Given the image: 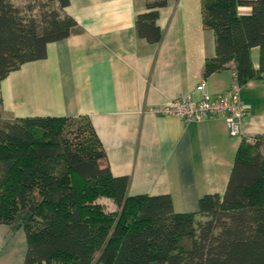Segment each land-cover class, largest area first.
I'll list each match as a JSON object with an SVG mask.
<instances>
[{
	"label": "trees",
	"instance_id": "obj_1",
	"mask_svg": "<svg viewBox=\"0 0 264 264\" xmlns=\"http://www.w3.org/2000/svg\"><path fill=\"white\" fill-rule=\"evenodd\" d=\"M69 4L0 0V84L72 34ZM167 4L146 0L136 18L140 38L160 42L157 20ZM241 6L251 13L239 14ZM201 14L215 34L204 77L228 68L241 86L262 77L264 0H201ZM256 47L259 70L251 62ZM3 115L0 97V224L24 227V264H264V134L242 139L222 195L176 212L170 195H129V178L111 173L89 119Z\"/></svg>",
	"mask_w": 264,
	"mask_h": 264
},
{
	"label": "crops",
	"instance_id": "obj_2",
	"mask_svg": "<svg viewBox=\"0 0 264 264\" xmlns=\"http://www.w3.org/2000/svg\"><path fill=\"white\" fill-rule=\"evenodd\" d=\"M146 0H70L72 34L47 45L44 59L24 64L0 84L3 113L85 117L106 152L114 176H127L129 195H170L176 212L198 210L206 194L222 195L242 137L231 135L225 117L186 123L156 114L175 98L213 96L234 81L231 68L203 75L215 56V34L202 24L201 0H168L159 10V43L140 38L136 18ZM251 13L250 6L238 8ZM251 62L261 69L259 47ZM247 114L244 136L264 134V75L241 88ZM108 210L116 206L101 199ZM28 245L19 222L0 224V264H24ZM156 264V263H151Z\"/></svg>",
	"mask_w": 264,
	"mask_h": 264
},
{
	"label": "built area",
	"instance_id": "obj_3",
	"mask_svg": "<svg viewBox=\"0 0 264 264\" xmlns=\"http://www.w3.org/2000/svg\"><path fill=\"white\" fill-rule=\"evenodd\" d=\"M242 86L238 82L237 74L234 73V81L230 88L217 96L207 92L205 83L198 85L197 90L200 98L194 100L191 96L175 98L168 105L154 108L156 114L164 116H177L186 123L201 121L211 117H225L228 129L233 136L246 138L253 142V136H244L241 128L242 119L247 114V109L241 100Z\"/></svg>",
	"mask_w": 264,
	"mask_h": 264
},
{
	"label": "rangeland",
	"instance_id": "obj_4",
	"mask_svg": "<svg viewBox=\"0 0 264 264\" xmlns=\"http://www.w3.org/2000/svg\"><path fill=\"white\" fill-rule=\"evenodd\" d=\"M14 2H15V3H23L24 0H14ZM3 118H8V117H6L5 115H3ZM8 119H9V118H8Z\"/></svg>",
	"mask_w": 264,
	"mask_h": 264
}]
</instances>
